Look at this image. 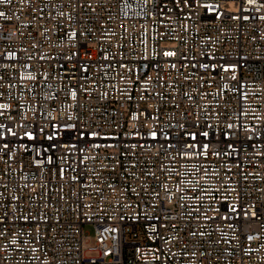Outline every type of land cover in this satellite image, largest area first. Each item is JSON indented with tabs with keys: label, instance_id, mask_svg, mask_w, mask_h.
Returning a JSON list of instances; mask_svg holds the SVG:
<instances>
[{
	"label": "built area",
	"instance_id": "obj_1",
	"mask_svg": "<svg viewBox=\"0 0 264 264\" xmlns=\"http://www.w3.org/2000/svg\"><path fill=\"white\" fill-rule=\"evenodd\" d=\"M0 13V264H264V0Z\"/></svg>",
	"mask_w": 264,
	"mask_h": 264
},
{
	"label": "rangeland",
	"instance_id": "obj_2",
	"mask_svg": "<svg viewBox=\"0 0 264 264\" xmlns=\"http://www.w3.org/2000/svg\"><path fill=\"white\" fill-rule=\"evenodd\" d=\"M83 230L85 232L84 245L91 244L93 241V235H92L91 227L88 224H85L83 226ZM88 253H89L88 251H85V254H88Z\"/></svg>",
	"mask_w": 264,
	"mask_h": 264
},
{
	"label": "snow or ice",
	"instance_id": "obj_3",
	"mask_svg": "<svg viewBox=\"0 0 264 264\" xmlns=\"http://www.w3.org/2000/svg\"><path fill=\"white\" fill-rule=\"evenodd\" d=\"M0 15H3V13H0Z\"/></svg>",
	"mask_w": 264,
	"mask_h": 264
}]
</instances>
